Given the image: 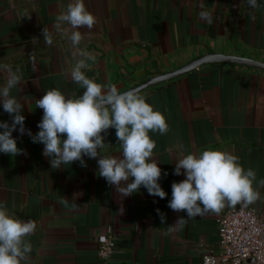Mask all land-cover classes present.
Masks as SVG:
<instances>
[{"label":"crops","instance_id":"0c3cea01","mask_svg":"<svg viewBox=\"0 0 264 264\" xmlns=\"http://www.w3.org/2000/svg\"><path fill=\"white\" fill-rule=\"evenodd\" d=\"M74 2L0 0V64L23 73L20 90L11 94L23 104L25 127L41 121L43 110L35 101L46 91L82 94L70 75L78 49L96 56L85 70L88 77L120 92L209 54L264 62V7L250 9L247 0H85L98 23L90 33L81 29L85 35L76 47L68 24L54 26L55 17ZM43 28L52 34L50 45L43 42ZM6 78L0 71V85ZM140 95L170 126L166 135L149 133L158 166L168 173L160 180L165 199L143 187L122 196L87 157V167L77 161L52 169L43 145L28 135L17 140L25 154L0 153V200L10 212L37 223L28 237L33 251L27 264H104L98 251L107 237L116 243L109 264H202L204 255L221 252L220 220L231 207L189 219L186 211H173L167 206L171 185L185 179L173 172L183 155L211 148L233 152L245 169L264 179V71L205 65ZM0 121L11 122L2 105ZM105 143L100 155L121 154L115 129L108 130ZM259 190V200L234 208L264 216V188ZM157 208L166 213L164 224ZM180 217L185 225L170 231Z\"/></svg>","mask_w":264,"mask_h":264},{"label":"clouds","instance_id":"9594fccd","mask_svg":"<svg viewBox=\"0 0 264 264\" xmlns=\"http://www.w3.org/2000/svg\"><path fill=\"white\" fill-rule=\"evenodd\" d=\"M247 3L253 10L264 7V0ZM65 23L72 29L70 41L76 47L85 35L81 29L90 33L98 19L88 11L85 0H75L55 17L56 28ZM41 35L43 42L52 43L48 28H43ZM78 55L70 75L83 89L82 94L66 95L59 88L46 91L35 101L36 107L43 110L35 134L25 128L23 104L11 94L13 89L20 90L23 73L19 68L13 71L9 65L0 64V71L7 73L5 84L0 85V105L11 118V122L0 121V153L25 154L12 134L18 132L21 137L27 134L32 143L43 145L42 155L49 158L52 169L77 161L81 167H87L84 160L87 157L97 161L98 175L122 196H131L143 187L149 195L165 199L167 193L160 180L168 173H162L158 166L153 153L156 141L149 135L150 132L166 135L170 131L165 115L155 111L146 97L135 90L120 92L114 84L106 86L89 78L85 70L96 56L87 49H78ZM109 129L116 131L122 148L120 155H100L107 145ZM173 174L184 175L185 179L172 183V198L167 206L176 212L186 211L188 219L209 212L219 214L226 205L234 208L241 203L253 204L261 198L259 189L264 188V179L257 178L255 169H245L238 155L211 148L183 155L177 160ZM156 212L164 224L166 213L158 208ZM186 222L180 217L168 228L170 231L177 226L182 228ZM36 228L35 220L20 218L0 200V264H27L33 251L28 237Z\"/></svg>","mask_w":264,"mask_h":264},{"label":"built area","instance_id":"2783aa9c","mask_svg":"<svg viewBox=\"0 0 264 264\" xmlns=\"http://www.w3.org/2000/svg\"><path fill=\"white\" fill-rule=\"evenodd\" d=\"M219 235L221 252L204 255L202 264H264V216L257 210L226 209L220 220ZM115 247L112 237L102 241L98 256L104 264H109Z\"/></svg>","mask_w":264,"mask_h":264},{"label":"water","instance_id":"95a60500","mask_svg":"<svg viewBox=\"0 0 264 264\" xmlns=\"http://www.w3.org/2000/svg\"><path fill=\"white\" fill-rule=\"evenodd\" d=\"M213 64H233V65H238V66H242L245 68L264 71V62H261L258 60H254V59L247 58V57H238V56H230V55H223V54H209V55L199 57L179 69H176L169 73H165V74L152 77L130 90H135L136 92L140 94L149 88L184 77L192 72L199 70L202 66L213 65ZM39 122L40 121L30 124L26 126L25 128L31 130L32 133L39 131L37 127ZM12 135H13V138H17V140L27 136V134H25L21 137L18 132H14ZM250 262H253V260L251 259Z\"/></svg>","mask_w":264,"mask_h":264},{"label":"rangeland","instance_id":"374dc122","mask_svg":"<svg viewBox=\"0 0 264 264\" xmlns=\"http://www.w3.org/2000/svg\"><path fill=\"white\" fill-rule=\"evenodd\" d=\"M256 60V59H255Z\"/></svg>","mask_w":264,"mask_h":264}]
</instances>
